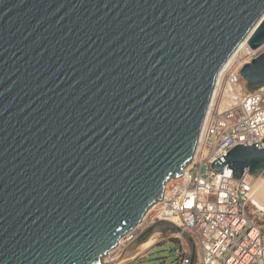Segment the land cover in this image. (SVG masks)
Returning a JSON list of instances; mask_svg holds the SVG:
<instances>
[{"label":"water","instance_id":"95a60500","mask_svg":"<svg viewBox=\"0 0 264 264\" xmlns=\"http://www.w3.org/2000/svg\"><path fill=\"white\" fill-rule=\"evenodd\" d=\"M245 39L264 45V0H0V264H113L191 160ZM240 73L264 86V51ZM211 166L258 178L264 147ZM155 229L182 233L194 264L193 237L169 220L116 261Z\"/></svg>","mask_w":264,"mask_h":264},{"label":"built area","instance_id":"2783aa9c","mask_svg":"<svg viewBox=\"0 0 264 264\" xmlns=\"http://www.w3.org/2000/svg\"><path fill=\"white\" fill-rule=\"evenodd\" d=\"M264 51L243 40L218 73L194 154L181 175L170 178L162 198L145 215L149 224L169 220L194 239L201 264H264V204L254 178L239 179L211 163L237 144L264 147V86L245 88L240 71ZM133 231L127 238L133 237ZM176 264H191L189 241L174 233Z\"/></svg>","mask_w":264,"mask_h":264},{"label":"rangeland","instance_id":"374dc122","mask_svg":"<svg viewBox=\"0 0 264 264\" xmlns=\"http://www.w3.org/2000/svg\"><path fill=\"white\" fill-rule=\"evenodd\" d=\"M264 175V174H262ZM262 201L264 203V195L261 196ZM147 216V215H146ZM145 217V216H144ZM150 220V217H146L133 231V237L131 239H125L124 243L119 247H116L112 251H110L106 256L105 260L107 262H115L119 255L123 252V250L131 244L138 235H140L144 230H146L151 224L148 225ZM158 232L160 235H158L155 243H153L151 246L141 250L139 253H137L135 256H131L129 258H126V260L122 261L120 264H129V262H132L138 259V262L136 264H155L158 263L162 260L166 261V264H176L175 260V250L170 251L171 247H176L178 245V241L174 236V233L176 234L177 231L174 229H165L163 231H160L158 229L152 230L151 233H149L147 236H145L143 239V242L147 240L153 233ZM142 242V243H143ZM141 243V244H142ZM141 244L137 245L135 248L131 249L132 251L137 249L138 246ZM190 249L191 245L189 243ZM147 249V250H146ZM129 250V251H131ZM128 253V252H127ZM198 251L196 247V258H197V264H199L198 261Z\"/></svg>","mask_w":264,"mask_h":264},{"label":"bare ground","instance_id":"6f19581e","mask_svg":"<svg viewBox=\"0 0 264 264\" xmlns=\"http://www.w3.org/2000/svg\"><path fill=\"white\" fill-rule=\"evenodd\" d=\"M264 174V173H263ZM253 182H254V184H255V198H256V200L259 202V204L260 205H263L264 203H263V201H262V198H261V196L262 195H264V175H260L258 178H254V180H253ZM153 207H151L150 209H152ZM150 209L147 211V213L150 211ZM146 213V214H147ZM145 214V215H146ZM158 235H160L158 232H156V233H153L147 240H145L143 243L142 242H140L139 244H141L140 246H138V248L137 249H135V250H131V251H127L125 254H124V256L121 258V260L120 261H115V262H113V264H120L122 261H124V260H126V258H129V257H131V256H135L137 253H139L141 250H143V249H145V248H147V247H149V246H151L153 243H155V241L156 240H158L157 239V237H158ZM130 236V234H128V235H126V236H124V237H122L121 239H120V241H119V244H118V246L120 247L123 243H124V240L125 239H127L128 237ZM139 244H137V245H139ZM137 245H135L134 246V248L137 246ZM117 246V247H118ZM120 262V263H119Z\"/></svg>","mask_w":264,"mask_h":264},{"label":"crops","instance_id":"0c3cea01","mask_svg":"<svg viewBox=\"0 0 264 264\" xmlns=\"http://www.w3.org/2000/svg\"><path fill=\"white\" fill-rule=\"evenodd\" d=\"M147 250V249H146ZM140 258V256L138 257V258H136V260H134V261H132V262H129V264H136L137 262H138V259ZM194 264H197V258L195 259V262H194ZM199 264H201L200 262H199Z\"/></svg>","mask_w":264,"mask_h":264},{"label":"flooded vegetation","instance_id":"af4514ba","mask_svg":"<svg viewBox=\"0 0 264 264\" xmlns=\"http://www.w3.org/2000/svg\"><path fill=\"white\" fill-rule=\"evenodd\" d=\"M145 236H147V235H145ZM145 236H144V237H145Z\"/></svg>","mask_w":264,"mask_h":264}]
</instances>
